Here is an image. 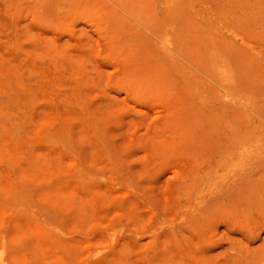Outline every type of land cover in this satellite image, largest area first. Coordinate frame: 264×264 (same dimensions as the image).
<instances>
[{
  "label": "rangeland",
  "instance_id": "rangeland-1",
  "mask_svg": "<svg viewBox=\"0 0 264 264\" xmlns=\"http://www.w3.org/2000/svg\"><path fill=\"white\" fill-rule=\"evenodd\" d=\"M162 1L0 0L5 264H264V0Z\"/></svg>",
  "mask_w": 264,
  "mask_h": 264
},
{
  "label": "bare ground",
  "instance_id": "bare-ground-1",
  "mask_svg": "<svg viewBox=\"0 0 264 264\" xmlns=\"http://www.w3.org/2000/svg\"><path fill=\"white\" fill-rule=\"evenodd\" d=\"M171 1H173V0H164V1H162L161 3L163 4V5H165L166 3L167 4H169V2H171ZM202 2H203V0H201ZM204 1H206V0H204ZM207 2V1H206ZM204 3L205 5H207L208 3ZM190 5V4H189ZM199 5V4H198ZM200 5H202V4H200ZM191 6V5H190ZM207 7V6H206ZM176 8V7H175ZM205 8V7H204ZM191 9H193V8H191ZM208 9V8H207ZM210 9V8H209ZM182 10V9H181ZM184 10V9H183ZM5 259V258H4ZM3 259V257H2V255L0 254V264H5V260ZM90 262H91V260H90ZM88 263H89V260H88Z\"/></svg>",
  "mask_w": 264,
  "mask_h": 264
}]
</instances>
